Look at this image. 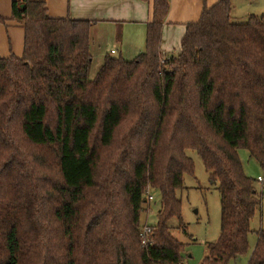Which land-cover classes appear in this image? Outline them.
<instances>
[{"label":"trees","instance_id":"obj_1","mask_svg":"<svg viewBox=\"0 0 264 264\" xmlns=\"http://www.w3.org/2000/svg\"><path fill=\"white\" fill-rule=\"evenodd\" d=\"M168 9L153 0L143 51L105 54L90 79L93 21L11 2L24 43L20 57H0V264H184L170 221L183 223L189 149L220 193V232L201 264L247 251L258 199L238 150L264 155V14L235 21L218 0L162 55ZM148 188L160 205L143 245ZM247 264H264V230Z\"/></svg>","mask_w":264,"mask_h":264},{"label":"rangeland","instance_id":"obj_2","mask_svg":"<svg viewBox=\"0 0 264 264\" xmlns=\"http://www.w3.org/2000/svg\"><path fill=\"white\" fill-rule=\"evenodd\" d=\"M231 14L235 21H245L249 14H264V2L232 0ZM112 45V41L106 39L94 42L90 48L93 58L89 72L90 79L94 77L105 54L119 55L110 51ZM186 154L192 158L194 168L192 173L183 175V185L177 190V196L181 200L183 223L179 225L178 221L172 218L171 232L175 238L185 244L183 263L201 264L208 244L216 241L220 232V193L218 181L209 177V172L204 168L199 154L191 149L186 150ZM238 156L244 173L253 179L258 205L250 220L251 231L247 236V251L236 259L230 260L228 264H247L258 233L264 230V184L256 179L258 175L264 176V155L259 161L252 157L248 150L241 148L238 150ZM148 192L152 195V199L144 203L145 210L140 216L141 226L153 225L156 222V212L160 205L159 193L153 189H148Z\"/></svg>","mask_w":264,"mask_h":264},{"label":"crops","instance_id":"obj_3","mask_svg":"<svg viewBox=\"0 0 264 264\" xmlns=\"http://www.w3.org/2000/svg\"><path fill=\"white\" fill-rule=\"evenodd\" d=\"M12 1L0 0V15L4 18L3 21L0 20V57L10 54L20 57L23 53L24 29L21 24L10 18ZM41 1L44 2L50 17L93 21L90 27V48L94 42L110 39L113 43L110 51L114 50V53L125 59L133 58L144 49L146 25L152 19L153 0ZM168 1L169 9L161 30L162 55L178 51L186 25L196 22L202 9L213 6L218 0Z\"/></svg>","mask_w":264,"mask_h":264},{"label":"built area","instance_id":"obj_4","mask_svg":"<svg viewBox=\"0 0 264 264\" xmlns=\"http://www.w3.org/2000/svg\"><path fill=\"white\" fill-rule=\"evenodd\" d=\"M111 52L114 53V50H111ZM256 179L261 181L264 184V176L258 175ZM148 189L145 191V202L152 199V195L148 192ZM151 229H152V225L145 224L141 226L140 237H141V242L143 245H147L150 242Z\"/></svg>","mask_w":264,"mask_h":264}]
</instances>
